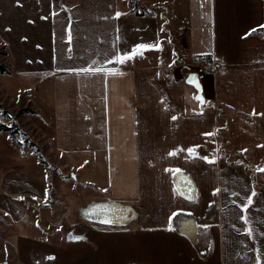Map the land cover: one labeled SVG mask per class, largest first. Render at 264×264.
Listing matches in <instances>:
<instances>
[{
	"label": "crops",
	"instance_id": "0c3cea01",
	"mask_svg": "<svg viewBox=\"0 0 264 264\" xmlns=\"http://www.w3.org/2000/svg\"><path fill=\"white\" fill-rule=\"evenodd\" d=\"M129 1L0 0L9 75L33 85L32 142L78 173L50 196L47 165L7 142L44 171L25 188L0 172L15 264H264V188L220 164L217 116L161 74L177 55L218 63L203 92L230 110V149L264 184V0H231L232 18L228 0H136L142 16ZM139 43L160 48L104 63ZM89 66L117 73L65 71Z\"/></svg>",
	"mask_w": 264,
	"mask_h": 264
},
{
	"label": "rangeland",
	"instance_id": "374dc122",
	"mask_svg": "<svg viewBox=\"0 0 264 264\" xmlns=\"http://www.w3.org/2000/svg\"><path fill=\"white\" fill-rule=\"evenodd\" d=\"M224 13V17L227 15L229 18L234 17V12L231 11V0H228L226 6L223 4L219 8ZM232 23V22H231ZM234 25V24H232ZM234 27V26H233ZM2 45L0 44V61L4 63H9L8 57L3 55ZM176 55V52H173ZM195 61V60H194ZM193 61V62H194ZM168 60L164 61L165 66L162 67V76L171 82L175 83L177 86H184L186 77L190 73H195V63H186L181 61L178 58V55L173 58L172 62L168 63ZM168 63V64H167ZM167 64V65H166ZM201 83L210 84L209 76H201ZM209 79V80H208ZM208 84V85H209ZM30 86V87H29ZM32 84H28L22 77L18 75H8L3 74L0 75V105H2V109L0 110V122L12 128L10 132H1L0 131V172L5 171V180L8 181H17L18 185L24 186L25 179H40L44 177V171L41 166L38 164V160L34 156H26L19 150L10 149L7 142L14 144L13 142L17 140L23 146L22 149L24 152H27L29 147V142L31 141L33 136V131H31L30 120L27 117L29 113H24V109H31L29 100L27 98V92H23L28 90L27 88L32 87ZM23 92V93H22ZM204 95V104L202 106V110H207L209 112H213L217 116V124L218 129H222V147L223 153L220 156L219 161L220 164L229 168H239L241 173L249 180L252 181L253 193L259 191L264 188V184L262 183V179L260 177V173L253 170L247 165L245 157L240 154H236L230 149L229 145V135H228V127L230 121V110L227 108L221 109L220 105L214 101V99L210 98V96ZM3 111H8V115H3ZM27 114V115H26ZM32 114V113H31ZM10 137L5 138V137ZM6 139V140H5ZM33 141V140H32ZM17 145V144H16ZM38 146V145H37ZM41 150V162L47 165L48 170L47 173V186L49 188V194L53 195L57 194L59 191V180H76L78 177V173L74 171V168L68 167L64 165V159L56 155H50L47 151V146H38ZM32 152V151H31ZM9 164H16V169L7 170ZM7 171H6V170ZM252 193V195H254ZM13 196H11L12 198ZM5 193H0V200L11 199ZM51 199V198H50ZM252 199V198H251ZM10 228L7 219L3 214L0 213V264L7 262L8 264H15L13 258V246L10 243ZM37 256V255H36Z\"/></svg>",
	"mask_w": 264,
	"mask_h": 264
},
{
	"label": "snow or ice",
	"instance_id": "6c2138e0",
	"mask_svg": "<svg viewBox=\"0 0 264 264\" xmlns=\"http://www.w3.org/2000/svg\"><path fill=\"white\" fill-rule=\"evenodd\" d=\"M17 2H19V0H17ZM115 15L117 17H119L121 15V13L120 12H116ZM69 39H71V37H69ZM152 48H160V44L159 43H139V44H136L130 50L123 51V52H120V53H117V54L113 55L111 57V59L105 60L104 63L111 64V63L115 62V63H118V64H122V63L126 62L127 60L134 58L137 55H143V50H148V49H152ZM65 71L75 72V73L83 72L85 74H88V73H102V74L111 73V74H116L117 73V70L114 67H112V68H104V67H92V66L85 67V68H69V69H65ZM119 74L122 75L123 73H119ZM189 83H196V87L197 88L200 87V85L196 82V77H195L194 74L189 77ZM196 99L202 100L203 98L200 97V96H197ZM173 119H175V117H173ZM205 135H211V133H206ZM187 151L191 155H197V153H195L194 148H188ZM173 154H175V153L174 152L169 153V155H173ZM202 158L204 160H206V161L211 162L209 160V157H207V156L202 157ZM212 159L214 160V158H212ZM258 170L259 171H264V168H260ZM216 191H218V190H216ZM233 195H238V194L237 193H233ZM248 202L251 203V198L250 197H248ZM247 206H248L247 204H241L240 205V207L244 208V209H246ZM241 218L244 219V217H241ZM103 222L104 223H112L113 221L110 218H105L103 220ZM245 223H247L246 220H245ZM247 232H248L249 235H251V228H248ZM256 259H257V264H259L260 257L257 256Z\"/></svg>",
	"mask_w": 264,
	"mask_h": 264
},
{
	"label": "trees",
	"instance_id": "16d2710c",
	"mask_svg": "<svg viewBox=\"0 0 264 264\" xmlns=\"http://www.w3.org/2000/svg\"><path fill=\"white\" fill-rule=\"evenodd\" d=\"M129 7L131 9V12L139 15V16H142L144 15L146 12L144 10H139L138 8V5H137V2L136 0H130L129 1ZM150 12V11H149ZM148 12V13H149ZM252 34H264V27L262 28H258V29H255ZM2 51L4 52L3 55L7 56V53L5 51V47L2 46ZM198 60L197 61H200V60H209L211 59L210 56H200L197 58ZM11 71V65L9 63H4V62H1L0 61V75H3V74H10ZM2 109V105H0V110ZM24 113H29L31 112L32 114H35L34 111H32L31 109H24L23 110ZM8 111H3V115H8ZM12 130L11 127L5 125L4 123L0 122V131L1 132H10ZM29 142V147L31 149V151H33V153L35 155H38L39 157H41V150L39 149V147L31 141H27Z\"/></svg>",
	"mask_w": 264,
	"mask_h": 264
},
{
	"label": "built area",
	"instance_id": "2783aa9c",
	"mask_svg": "<svg viewBox=\"0 0 264 264\" xmlns=\"http://www.w3.org/2000/svg\"><path fill=\"white\" fill-rule=\"evenodd\" d=\"M217 64L215 61H212L211 59L209 60H200L197 61L196 65H195V73L200 77V76H210L213 75L215 73V71L217 70ZM27 98H31L32 94L28 93Z\"/></svg>",
	"mask_w": 264,
	"mask_h": 264
},
{
	"label": "water",
	"instance_id": "95a60500",
	"mask_svg": "<svg viewBox=\"0 0 264 264\" xmlns=\"http://www.w3.org/2000/svg\"><path fill=\"white\" fill-rule=\"evenodd\" d=\"M193 74L196 77V82L200 85L199 88L196 87V83H189V77L192 76ZM186 83L189 84V85H191L196 90L195 92H197V96H200V97L203 98L202 100H199L200 103H203L205 101L204 95H203V85H202V83H201V81L199 79V76L196 73H190L186 77ZM79 238H80L79 236H75L72 233H70L68 235V239H70V240H73V239L75 240V239H79ZM3 264H8V263L7 262H4Z\"/></svg>",
	"mask_w": 264,
	"mask_h": 264
}]
</instances>
